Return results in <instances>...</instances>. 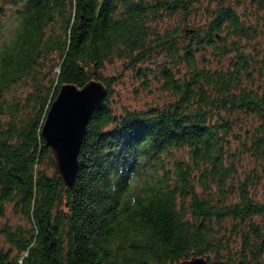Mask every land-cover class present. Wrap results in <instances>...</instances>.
<instances>
[{"label":"trees","instance_id":"obj_1","mask_svg":"<svg viewBox=\"0 0 264 264\" xmlns=\"http://www.w3.org/2000/svg\"><path fill=\"white\" fill-rule=\"evenodd\" d=\"M10 3L0 23V219L11 206L26 225L0 226L9 244L0 264H264V200L254 192L264 78L246 50L264 0ZM115 60L159 77L169 99L117 113L114 77L101 75ZM92 78L107 92L66 186L42 126L60 85ZM241 117L251 119L245 138L235 134Z\"/></svg>","mask_w":264,"mask_h":264},{"label":"rangeland","instance_id":"obj_2","mask_svg":"<svg viewBox=\"0 0 264 264\" xmlns=\"http://www.w3.org/2000/svg\"><path fill=\"white\" fill-rule=\"evenodd\" d=\"M15 8L16 6L10 3V0H0V23H6L9 20L11 14L14 12ZM245 9L249 11V8L240 6L241 13L242 11L244 12ZM202 12L203 11L200 10V13L195 17V23H198V21L203 23L204 17ZM244 18H246V13ZM258 18L260 19L259 21ZM250 20L251 23L256 27L257 34L254 40H249L246 50L248 53L257 56L260 60L261 64L259 66L260 68L262 67L261 75L264 78V9L258 11V14L252 15ZM101 75L103 77H114L113 84L111 85V102L114 110L117 113H122L124 110L147 109L148 107L154 105H160L169 99V95L160 88L159 77L155 78V76L149 75L148 78H141L135 73V71L126 68L124 62L121 60H115L112 63L105 64L101 70ZM250 125V118L241 117L238 126L242 128V130L236 128L235 134L241 135V137L245 138V129ZM239 146L240 144L237 139L231 140V148L233 150ZM252 165L253 163L250 158L244 159V169H248ZM254 192L255 197L258 200H264V174L261 182L257 185ZM5 222L12 225L18 223L26 225V221L22 219L20 215H15L13 213L11 206L8 207L5 217L0 219V226ZM0 246L4 248L9 246L1 232Z\"/></svg>","mask_w":264,"mask_h":264},{"label":"water","instance_id":"obj_3","mask_svg":"<svg viewBox=\"0 0 264 264\" xmlns=\"http://www.w3.org/2000/svg\"><path fill=\"white\" fill-rule=\"evenodd\" d=\"M106 92V85L96 78L81 87L64 83L47 111L41 133L52 150L58 177L66 186L72 184L79 168L78 155L89 116ZM177 264L221 263L203 256H192Z\"/></svg>","mask_w":264,"mask_h":264}]
</instances>
